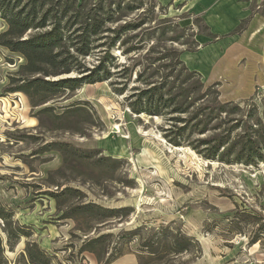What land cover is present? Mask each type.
I'll use <instances>...</instances> for the list:
<instances>
[{
    "label": "rangeland",
    "instance_id": "obj_1",
    "mask_svg": "<svg viewBox=\"0 0 264 264\" xmlns=\"http://www.w3.org/2000/svg\"><path fill=\"white\" fill-rule=\"evenodd\" d=\"M138 3L136 11L109 27L137 26L120 38L130 39L123 50L137 51L123 55L116 42L111 54L118 66L110 68L116 72L111 79L83 84L68 96L39 104V96L14 91L25 60L0 46V203L11 212V227L23 233L9 249L0 220L8 264H29V247L35 258L37 248L48 254L50 264H98L92 254L78 252L81 233L75 228L92 222L62 217L76 196L55 203L49 193L57 192V185L78 189L84 198L77 201L85 204L125 210L99 229L112 235L106 244L115 257L123 252L111 264H137L142 254L138 237L126 232L142 229L147 237L160 227L180 230L194 242L189 255L167 264H264V162L225 165L188 145L174 146L163 137L169 115H135L127 100L147 87L140 76L153 73L151 82L158 84L169 65L173 77L179 74L177 54L189 71L200 74L203 87L218 84L220 102L262 114L264 0L124 1ZM6 28L0 17V34ZM86 60L89 67L97 64L94 56ZM123 66L131 72L126 78ZM109 82L117 88L123 82L125 92L117 94ZM75 103L81 111L55 116ZM44 108L53 110L43 113Z\"/></svg>",
    "mask_w": 264,
    "mask_h": 264
},
{
    "label": "trees",
    "instance_id": "obj_2",
    "mask_svg": "<svg viewBox=\"0 0 264 264\" xmlns=\"http://www.w3.org/2000/svg\"><path fill=\"white\" fill-rule=\"evenodd\" d=\"M124 1L0 0V17L7 26L0 34V46L19 54L25 60V64L20 67L23 79L16 80L18 84L13 90L20 91L29 98L33 95L39 96V104H42L66 94L68 96L83 84L109 81L116 73L110 72V68L115 69L118 66L111 54L116 42L119 41L120 46L117 48H122L123 55L137 51V48L123 50L129 38L120 41L125 32L135 30L137 26L125 23L116 29L109 28L140 6V3L124 4ZM91 56L97 59V64L89 67L86 58ZM175 62L180 66V72L175 77L171 65L169 73L161 77L158 84L151 82L153 73L147 79L139 77V81L147 87L127 97L130 111L135 115H169V126L163 134L165 140L177 147L188 145L196 154L211 162L217 161L225 165H256L264 162V109L262 114L254 108L244 112L232 101L220 102L219 86H216L218 84L203 87L200 74L189 71L177 54ZM128 68L123 66L121 70L125 78L131 73ZM70 74L75 76L68 77ZM65 76L67 78H59ZM179 78L182 83L176 89L174 82ZM190 79L194 82L188 83ZM115 84L117 83L109 82L114 92L123 94L126 90L125 84L118 83L122 85L121 88L115 87ZM194 85L199 87L193 88ZM79 104L81 103L72 104L69 109L55 116L63 118L81 111ZM52 110L44 108L41 112L50 113ZM183 115L188 117L181 118ZM211 131L213 135L207 138L190 140L193 135ZM62 147L65 150L69 145ZM58 151L66 164L68 160L65 159L63 149L58 148ZM63 166L57 172L63 171ZM56 188L58 191L49 195L59 205L61 197L65 200L76 196L72 198L76 201L62 213L63 218L77 224L82 218H88L92 222L86 228L78 225L75 228L81 233L78 252L92 254L98 264H111L116 261L123 252L115 257L111 243L106 244V240L112 235L101 234L99 229L111 218H115L117 213L125 210L107 209L92 202L85 204L77 201L84 198L78 189L61 188L58 185ZM10 218V210L0 203V220L5 221L3 232L6 235V244L12 249L23 233L18 228L11 227ZM141 231L142 229H135L125 233L139 239L142 254H137V264H167L192 252L193 239L180 230L172 232L168 227H160L158 233L147 237ZM92 232L94 234L91 236ZM129 241L130 239L127 240ZM3 250L0 238V264H8L3 257ZM30 251L31 247L27 248L29 264H50V257L44 251L37 248V258Z\"/></svg>",
    "mask_w": 264,
    "mask_h": 264
},
{
    "label": "water",
    "instance_id": "obj_3",
    "mask_svg": "<svg viewBox=\"0 0 264 264\" xmlns=\"http://www.w3.org/2000/svg\"><path fill=\"white\" fill-rule=\"evenodd\" d=\"M75 75L74 74H70L68 77H74ZM59 78H67V77H59ZM65 109H69V107L68 108H64V110Z\"/></svg>",
    "mask_w": 264,
    "mask_h": 264
}]
</instances>
